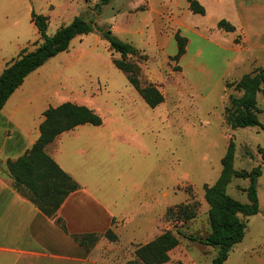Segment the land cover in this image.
Wrapping results in <instances>:
<instances>
[{"label": "rangeland", "instance_id": "1", "mask_svg": "<svg viewBox=\"0 0 264 264\" xmlns=\"http://www.w3.org/2000/svg\"><path fill=\"white\" fill-rule=\"evenodd\" d=\"M199 1L204 14L191 12L187 0H109L99 9V0H0L3 58L9 60L20 48L33 49L40 43L32 11L48 16V36L82 16L144 50L146 54L126 59L138 62L142 80H147V68L157 70L162 82L156 85L164 96L155 107L148 106L112 63L120 54L96 30L73 37L66 50L46 61L47 89L61 91L55 103L72 100L87 105L102 119L99 128L106 138L93 144L90 190L112 212L116 239L97 233V240L88 250L84 248V260L77 263L48 259L31 260V264H124L135 258L138 245L165 230L179 231V243L160 264H212L216 247L188 236L203 238L210 232L203 186L218 177L229 138L235 143L233 167L250 170L261 164L263 172L256 180L259 212L243 218L244 236L223 264H264V159L260 153L264 149V84L256 96L260 125L232 129L224 108L229 95L241 92L226 83L238 80V73H244L248 65L234 69L235 54L213 46L226 47L241 39L235 30L219 28L220 19L233 25L242 22L247 33L264 31V0ZM171 13L168 19L166 14ZM177 21L184 25L179 28L188 41L183 60L173 61L169 56L175 53L176 43L171 33ZM191 28L215 42L201 39ZM257 55L258 64L264 66V51ZM248 183L247 178L233 177L226 191L246 203ZM182 206L186 211H178ZM189 212L192 216L185 218Z\"/></svg>", "mask_w": 264, "mask_h": 264}, {"label": "trees", "instance_id": "2", "mask_svg": "<svg viewBox=\"0 0 264 264\" xmlns=\"http://www.w3.org/2000/svg\"><path fill=\"white\" fill-rule=\"evenodd\" d=\"M109 0H99L98 9ZM188 8L193 13L204 14V7L198 0H187ZM31 21L36 27L40 43L33 49L24 47L0 73V109L10 94L22 83L24 77L42 65L46 60L68 48L71 39L80 34L96 30L105 39L109 48L120 54V58H113L112 63L121 70L129 84L138 92L146 104L155 107L164 99L162 92L152 82L142 80L138 62L129 61L128 56L137 57L139 50L130 42L112 35L109 29L100 27L82 16H75L69 23L61 25L48 36V16L31 12ZM217 26L224 31H234L233 24L225 19H220ZM176 51L169 58L173 61L179 59L186 52L187 38L176 30L173 34ZM179 67V66H178ZM178 69V68H177ZM264 84V66L257 67L244 73L238 80L226 83L240 91L241 95H229V103L225 106V119L232 128L260 125L256 102L257 93L262 91ZM44 119L39 124V136L31 147L15 159L6 161L7 169L13 177V186L22 195L28 198L38 209L49 217L56 215V211L64 199L78 188L77 182L64 172L52 157L46 152V146L60 133L73 127L90 123L99 125L102 119L92 108L65 101L54 107H48L43 112ZM235 143L228 139L226 150L221 157V170L216 180L208 185L204 184V199L208 204V219L210 232L203 238L188 236L193 241H198L206 246L216 247V255L212 264H223L234 244L240 242L244 236L247 218L259 212L256 180L263 172V166L258 164L250 170L235 169L234 162ZM264 159V149H260ZM233 177L247 178L249 183L245 188L248 202L242 203L230 196L227 185ZM186 206L178 211L184 212ZM172 209H168L170 212ZM192 216V212L185 218ZM56 221L65 230L64 222L60 218ZM102 235L109 240L116 236L111 229ZM179 231L165 230L155 238L138 245L134 249L135 258L124 264H160L168 260V252L179 243ZM73 239L83 248L88 250L97 240V233H80L72 235Z\"/></svg>", "mask_w": 264, "mask_h": 264}, {"label": "crops", "instance_id": "3", "mask_svg": "<svg viewBox=\"0 0 264 264\" xmlns=\"http://www.w3.org/2000/svg\"><path fill=\"white\" fill-rule=\"evenodd\" d=\"M166 16L172 18V13ZM242 24L234 25L236 35H241L239 42L233 41L226 47L217 43L213 46L217 47L216 51H232L235 54L232 59L234 69L248 65L244 70L247 73L262 66L258 64L257 54L264 51V31L247 33ZM179 26L184 25L177 21L175 30H180ZM192 33L211 43L215 42L195 28ZM136 48L139 53L146 54L144 50ZM185 55L186 52L180 60ZM16 57L7 60L0 56V73ZM46 61L24 77L0 109V259L3 264H31V260L48 259L77 263L84 260L87 254L72 235L90 232L103 234L111 229L114 222L110 209L90 190L93 144L96 140L106 138L100 131V124L77 125L60 133L46 146V152L78 184V188L64 199L55 216L49 217L42 213L13 186V177L7 169L6 161L22 155L36 141L44 110L65 102L55 103L60 90L47 89L50 79L43 76ZM180 67L183 72V66ZM147 70V81L155 85L162 82L157 70ZM244 73H238L237 78ZM224 77L225 73H222V79ZM70 102L76 103L72 100ZM57 218L64 222L65 230L56 222Z\"/></svg>", "mask_w": 264, "mask_h": 264}]
</instances>
